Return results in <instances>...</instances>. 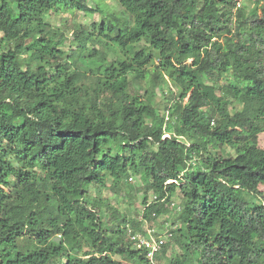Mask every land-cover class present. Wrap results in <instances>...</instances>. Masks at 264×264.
Here are the masks:
<instances>
[{"label": "trees", "instance_id": "16d2710c", "mask_svg": "<svg viewBox=\"0 0 264 264\" xmlns=\"http://www.w3.org/2000/svg\"><path fill=\"white\" fill-rule=\"evenodd\" d=\"M117 1L131 20L105 14L75 32L77 60L96 64L84 70L60 58L47 16L93 13L89 0H0V264H159L129 232L177 191L161 254L173 240L180 252L165 264H264V6ZM93 31L104 52L88 47ZM133 176L145 180L140 217L91 193L132 198Z\"/></svg>", "mask_w": 264, "mask_h": 264}, {"label": "rangeland", "instance_id": "374dc122", "mask_svg": "<svg viewBox=\"0 0 264 264\" xmlns=\"http://www.w3.org/2000/svg\"><path fill=\"white\" fill-rule=\"evenodd\" d=\"M89 4L91 7L95 8V12L84 13L80 10H53L47 16V20L52 24V26L58 29L60 32L64 34V42L59 45V48L63 50L64 54L60 56L63 59H71L74 58L77 60L79 58V54L81 52L80 43L75 40V32L78 28L85 29L92 28V24L94 22H101L105 14L115 13L116 16H121L123 18H127L131 20V17L127 12L124 11L122 6L118 3L117 0H89ZM238 6H242L247 12L253 13L255 11H260L262 6H264V0H239ZM87 29V30H88ZM94 35L92 36L93 40L87 42L88 47L97 48L99 52H104L106 49L102 46V44L95 42L94 38L97 34L96 31H93ZM109 58H113L114 54L109 53ZM192 59L189 60L191 62ZM76 66L82 68L84 70H89L90 67L96 65L93 62H90L87 65H84L81 61L77 60ZM156 63H159L156 60ZM221 86L227 87L228 84L222 78L220 80ZM171 91L176 93V88L171 85ZM169 94L170 91L166 88L159 87L156 89V93L152 96L153 103L155 106L161 110V113L165 116L168 115L166 111V104L169 103ZM167 136L170 133L165 134ZM259 146L264 148V132L259 135ZM111 188V187H110ZM109 187L99 189L95 186L90 188L91 193L95 196H104L108 199L111 205L120 212V214H124L129 220L140 217L144 215V205L142 204V199L145 193V180L133 176V179H128V185L126 190L129 192L128 194L132 195V198L129 195H126V191H122V193H116L113 189ZM149 201L154 199V193L152 191L148 192ZM173 201L175 202V206L167 207L166 210L156 219L155 222H151L152 225L157 226L159 228V233H164L166 230L170 231V227L173 224H178V218L180 214L179 207L182 206V198L179 191L175 192L173 195ZM113 216V213L109 211H105L104 217L105 221L109 220ZM149 223H146V226ZM123 224L121 228H123ZM85 249L84 251H86ZM180 252V248L174 242V240L170 243L166 254H161V259L158 261L159 264H165L170 261V259L177 256ZM155 260V258H154Z\"/></svg>", "mask_w": 264, "mask_h": 264}, {"label": "built area", "instance_id": "2783aa9c", "mask_svg": "<svg viewBox=\"0 0 264 264\" xmlns=\"http://www.w3.org/2000/svg\"><path fill=\"white\" fill-rule=\"evenodd\" d=\"M167 136V135H165ZM133 179V177H130ZM175 205V203H173ZM170 231L166 230L164 233H159L154 225H147L143 231L131 230L129 232V239L132 241L135 248H143L147 251V256L151 262L157 254L161 253L163 246L169 238Z\"/></svg>", "mask_w": 264, "mask_h": 264}]
</instances>
